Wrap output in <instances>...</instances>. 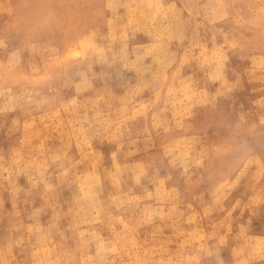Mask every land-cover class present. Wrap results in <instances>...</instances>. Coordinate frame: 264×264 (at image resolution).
Masks as SVG:
<instances>
[{
	"label": "clouds",
	"instance_id": "obj_1",
	"mask_svg": "<svg viewBox=\"0 0 264 264\" xmlns=\"http://www.w3.org/2000/svg\"><path fill=\"white\" fill-rule=\"evenodd\" d=\"M0 264H264V0H0Z\"/></svg>",
	"mask_w": 264,
	"mask_h": 264
}]
</instances>
